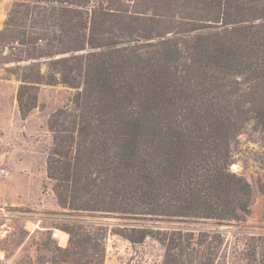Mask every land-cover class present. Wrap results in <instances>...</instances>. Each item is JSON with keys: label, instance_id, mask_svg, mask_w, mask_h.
I'll return each instance as SVG.
<instances>
[{"label": "trees", "instance_id": "1", "mask_svg": "<svg viewBox=\"0 0 264 264\" xmlns=\"http://www.w3.org/2000/svg\"><path fill=\"white\" fill-rule=\"evenodd\" d=\"M198 2L201 14L182 4L187 31L133 48L92 36L96 0H12L0 62L15 64L19 113L36 107L40 85L78 90L47 119L46 174L59 205L216 226L250 214L252 186L230 163L243 123L264 128V0ZM66 120L75 125L69 158ZM121 232L133 242L152 234ZM251 244L247 264H264V233Z\"/></svg>", "mask_w": 264, "mask_h": 264}, {"label": "rangeland", "instance_id": "2", "mask_svg": "<svg viewBox=\"0 0 264 264\" xmlns=\"http://www.w3.org/2000/svg\"><path fill=\"white\" fill-rule=\"evenodd\" d=\"M188 1L96 0L89 31L97 41L111 38L119 46L146 48L187 31L186 9L193 6L196 14L202 13V2ZM11 3L0 0V28ZM40 63L43 72L46 66ZM14 67L0 62V264H247L242 252L264 233V194L259 191L264 181V128L255 119L243 123L232 146L230 169L252 186L251 212L243 221L216 226L210 220L167 222L75 210L69 202L59 205L45 159L53 137L47 119L78 90L60 82L40 85L36 107L23 117L17 108ZM63 124L69 158L75 153L69 137L75 125L67 120ZM132 226L152 234L141 242L130 241L121 231Z\"/></svg>", "mask_w": 264, "mask_h": 264}, {"label": "crops", "instance_id": "3", "mask_svg": "<svg viewBox=\"0 0 264 264\" xmlns=\"http://www.w3.org/2000/svg\"><path fill=\"white\" fill-rule=\"evenodd\" d=\"M54 235H56V233H53ZM66 244V238L64 237V244L62 246H64Z\"/></svg>", "mask_w": 264, "mask_h": 264}]
</instances>
